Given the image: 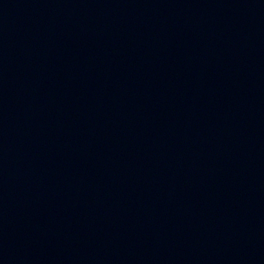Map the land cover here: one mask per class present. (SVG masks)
<instances>
[{"label":"water","instance_id":"obj_1","mask_svg":"<svg viewBox=\"0 0 264 264\" xmlns=\"http://www.w3.org/2000/svg\"><path fill=\"white\" fill-rule=\"evenodd\" d=\"M0 264H264V0H0Z\"/></svg>","mask_w":264,"mask_h":264}]
</instances>
